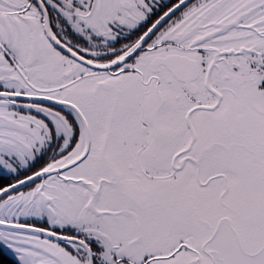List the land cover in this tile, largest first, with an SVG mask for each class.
Instances as JSON below:
<instances>
[{
	"label": "snow or ice",
	"instance_id": "6c2138e0",
	"mask_svg": "<svg viewBox=\"0 0 264 264\" xmlns=\"http://www.w3.org/2000/svg\"><path fill=\"white\" fill-rule=\"evenodd\" d=\"M0 264H264V0H0Z\"/></svg>",
	"mask_w": 264,
	"mask_h": 264
}]
</instances>
